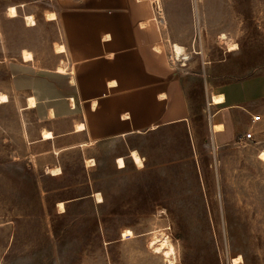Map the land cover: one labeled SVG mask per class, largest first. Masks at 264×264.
Listing matches in <instances>:
<instances>
[{
	"label": "rangeland",
	"instance_id": "1",
	"mask_svg": "<svg viewBox=\"0 0 264 264\" xmlns=\"http://www.w3.org/2000/svg\"><path fill=\"white\" fill-rule=\"evenodd\" d=\"M56 2L0 0V264H233L239 255L240 264H264V101L252 139L219 154L208 150L204 114L213 88L264 75V0L152 4L156 43L188 93L198 159L188 154L183 128L78 146L79 137L65 134L70 117L42 114L48 100L70 91L55 71L60 64L70 70L67 54L55 51L62 30L44 15ZM11 5L16 16L8 14ZM174 43L185 59L174 58ZM30 96L37 107L25 109ZM42 129L54 137L41 140ZM130 149L144 157L142 168ZM56 166L60 173H49ZM125 228L133 231L127 239ZM164 235L174 245L168 261L151 245Z\"/></svg>",
	"mask_w": 264,
	"mask_h": 264
},
{
	"label": "crops",
	"instance_id": "2",
	"mask_svg": "<svg viewBox=\"0 0 264 264\" xmlns=\"http://www.w3.org/2000/svg\"><path fill=\"white\" fill-rule=\"evenodd\" d=\"M153 2L57 0V10H49L56 18L49 20L59 23L63 52L71 63L68 72L66 67L64 72L55 71L66 75L70 91L48 100L51 103L41 107L42 114L47 119L70 117L65 134L79 137L78 146L125 136L157 138L183 128L188 154L198 159L188 93L182 76L156 43L158 29L151 22L156 20L155 15L151 17ZM262 101L264 75L226 82L210 90L204 108L209 152L219 154L232 143L243 141L242 135L257 123L251 121V115L262 116L256 112ZM35 107L37 104L28 107L26 102L25 109ZM77 124L83 127L76 129ZM218 125L221 128H215ZM45 130L53 136L43 139L40 133V139L51 140L52 129ZM132 151L139 154L142 166L135 163ZM129 157L136 167L144 166V157L136 149L129 150Z\"/></svg>",
	"mask_w": 264,
	"mask_h": 264
},
{
	"label": "bare ground",
	"instance_id": "3",
	"mask_svg": "<svg viewBox=\"0 0 264 264\" xmlns=\"http://www.w3.org/2000/svg\"><path fill=\"white\" fill-rule=\"evenodd\" d=\"M8 14L11 15V16H16L17 15L16 6H14V5L9 6L8 7ZM44 15L47 18V20L56 18V14H55L54 11L46 10ZM25 17H26V21L29 24H35V20H34L32 15H26ZM156 46H158V45H156ZM229 46H230L229 47L230 50H234L237 47L233 43L230 44ZM157 49L159 50L160 47L158 46ZM64 50H65V47H64L63 43H57L55 45V51L56 52L62 53ZM183 51H184L183 50V46H180L178 44H173L172 45V53H173L175 59H178V60L179 59H185L186 56L183 55ZM22 57L25 60L31 59L32 58V53L29 52V51H25L24 50L22 52ZM56 71L57 72H64L65 71V65H63V64L58 65ZM220 97H216L215 100L216 101L219 100ZM5 99H6V97H5L4 94L0 95V100H5ZM27 106L28 107L35 106V99L32 96L28 98ZM50 115H51V113H50ZM82 127H83L82 124H77L76 125V129H81ZM215 128H221V125L215 126ZM41 136H42L43 139H48V138H51L53 135H52L51 131L43 129L42 132H41ZM132 157H133L135 163L138 166H142L143 165L142 164V160H141L139 154L136 151H132ZM258 157L262 161H264V151L259 152ZM116 162H117L118 167H124L125 166V162H124V159L122 157H118ZM93 163H94V160L92 158L91 159H87V164L91 165ZM49 173H51L52 175L59 174L60 173V167L56 166V167L50 168L49 169ZM95 199H96L97 202L102 200V198H101L99 193L95 194ZM57 207L59 208V211H63L64 210V203L59 201L58 204H57ZM132 235H133V231L131 229H129V228H125L121 232V237L122 238H126L127 239L130 236H132ZM156 238L157 237H154V240L151 242L152 247L155 249L156 252L163 253V255L166 258H168L167 261L171 260V256L174 254V245L171 242V240L169 239V237L164 235L160 239H156ZM172 259L174 260V258H172ZM232 262H233V264H240V263H242V257L239 255L236 258H234L232 260Z\"/></svg>",
	"mask_w": 264,
	"mask_h": 264
},
{
	"label": "built area",
	"instance_id": "4",
	"mask_svg": "<svg viewBox=\"0 0 264 264\" xmlns=\"http://www.w3.org/2000/svg\"><path fill=\"white\" fill-rule=\"evenodd\" d=\"M261 120V116L259 114H254V115H251V121L252 122H258ZM252 136H253V131H246L243 135H242V140L243 142L247 141V140H250L252 139Z\"/></svg>",
	"mask_w": 264,
	"mask_h": 264
},
{
	"label": "trees",
	"instance_id": "5",
	"mask_svg": "<svg viewBox=\"0 0 264 264\" xmlns=\"http://www.w3.org/2000/svg\"><path fill=\"white\" fill-rule=\"evenodd\" d=\"M123 168V167H122Z\"/></svg>",
	"mask_w": 264,
	"mask_h": 264
}]
</instances>
